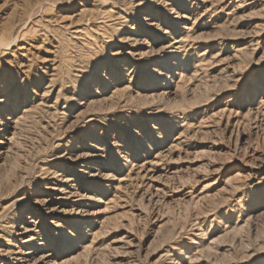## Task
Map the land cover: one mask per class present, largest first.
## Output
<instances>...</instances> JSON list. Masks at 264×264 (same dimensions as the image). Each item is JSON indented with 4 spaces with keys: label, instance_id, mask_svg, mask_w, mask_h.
Returning <instances> with one entry per match:
<instances>
[{
    "label": "rangeland",
    "instance_id": "rangeland-1",
    "mask_svg": "<svg viewBox=\"0 0 264 264\" xmlns=\"http://www.w3.org/2000/svg\"><path fill=\"white\" fill-rule=\"evenodd\" d=\"M0 135V264H264V0H0Z\"/></svg>",
    "mask_w": 264,
    "mask_h": 264
},
{
    "label": "bare ground",
    "instance_id": "bare-ground-1",
    "mask_svg": "<svg viewBox=\"0 0 264 264\" xmlns=\"http://www.w3.org/2000/svg\"><path fill=\"white\" fill-rule=\"evenodd\" d=\"M7 50V49H6ZM1 136V135H0ZM31 222V221H30Z\"/></svg>",
    "mask_w": 264,
    "mask_h": 264
}]
</instances>
